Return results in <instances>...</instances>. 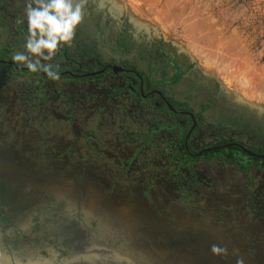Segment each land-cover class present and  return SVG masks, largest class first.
Segmentation results:
<instances>
[{"label":"flooded vegetation","instance_id":"flooded-vegetation-1","mask_svg":"<svg viewBox=\"0 0 264 264\" xmlns=\"http://www.w3.org/2000/svg\"><path fill=\"white\" fill-rule=\"evenodd\" d=\"M26 2L0 0V35L3 30L7 40L0 51V72L6 73L8 79L0 83V101L13 104L12 112L22 108L23 112L31 113L35 109L43 115L56 110L58 102L69 104L88 97L111 98L113 102L124 103L126 108L140 106L148 110L145 121L153 128L139 134L138 141L131 139L136 146L133 161L124 165L131 169L134 165L148 163L149 167L158 169L160 175L144 178L136 187H119L105 176L80 177L83 172L80 169L75 180L87 184L82 185L83 189L108 186L128 200L138 202L139 189L144 187L168 200H179L190 195L196 186L207 184L202 175L220 168L241 171L250 177L244 188L245 207L257 221L264 220V117L253 113L250 107L230 103L223 86L198 70L173 43L151 35L138 37L125 23L112 27L101 14L88 9L84 10L72 44L58 49L51 62L60 74L57 81L73 88V94L70 97L53 92L52 103H48L50 96L41 92L42 87L36 84L39 81L42 86L52 81H45L47 76L43 72L35 77L18 78L7 69L28 71L12 60L15 52L22 51L21 45L27 38ZM30 120L26 118L25 122ZM142 125H146L144 119ZM11 149L13 154H18L22 146L15 145ZM157 154L161 161L154 158ZM17 160L0 161V234H4L8 244H14L15 238L26 233L22 220L32 209L40 212V225L43 219L48 222L53 216L46 205L50 203V194L36 190L33 183L25 179L28 164ZM5 177L27 196L17 192L18 195L11 196L13 194L4 186V183L8 185ZM38 235L32 238H44ZM185 238L192 243L191 238ZM33 242L30 239V243ZM24 245V249L30 247ZM251 249L257 257L264 255L263 247Z\"/></svg>","mask_w":264,"mask_h":264},{"label":"rangeland","instance_id":"rangeland-1","mask_svg":"<svg viewBox=\"0 0 264 264\" xmlns=\"http://www.w3.org/2000/svg\"><path fill=\"white\" fill-rule=\"evenodd\" d=\"M85 9L101 14L112 27L125 23L138 37L173 43L223 86L230 103L264 117V0H87ZM5 182L11 196H27L11 179L5 177ZM78 183L81 196L86 183ZM93 189L94 210H69L50 194L46 205L53 216L48 222L38 224L36 208L27 211L23 237L8 244L0 234V264H192L186 255L192 243L185 236L141 222L136 213L126 214L123 210L131 206L135 211L138 202L118 191ZM36 234L44 238L34 240Z\"/></svg>","mask_w":264,"mask_h":264},{"label":"crops","instance_id":"crops-1","mask_svg":"<svg viewBox=\"0 0 264 264\" xmlns=\"http://www.w3.org/2000/svg\"><path fill=\"white\" fill-rule=\"evenodd\" d=\"M3 33L2 30L0 51L7 42ZM21 48L23 51L24 45ZM4 74L0 72L1 84L8 82ZM36 84L50 96L48 103H52L53 92L70 97L73 94V88L63 81L42 86L36 81ZM12 105L0 101V161L20 159L17 161L27 163L25 179L36 190L62 200L69 210L78 206L87 210L96 208L94 190L85 188L80 196V180H75L80 169H83L80 177L105 176L119 187H136L144 178L160 175L148 163L131 169L124 165L133 161L136 146L131 139L138 141L139 134L153 128L145 121L148 117L145 108L130 109L129 105L126 108L124 103L105 97H88L69 104L58 102L54 108L57 111L51 109L43 115L35 109L31 113L23 112L22 108V114L20 109L12 112ZM25 117L31 120L25 122ZM15 145L22 146L18 154L11 152ZM154 158L161 161L160 154ZM249 178L241 171L220 168L202 175L207 184L196 186L190 195L179 200H168L141 187L135 211L131 207L123 211L136 213L139 221L159 230L191 238L192 248L186 255L193 260L192 264H264V255L257 257L251 249L264 248V220L257 221L245 207L244 188ZM213 245L226 248V255L214 256Z\"/></svg>","mask_w":264,"mask_h":264},{"label":"clouds","instance_id":"clouds-1","mask_svg":"<svg viewBox=\"0 0 264 264\" xmlns=\"http://www.w3.org/2000/svg\"><path fill=\"white\" fill-rule=\"evenodd\" d=\"M86 5L87 0H27V38L23 51L13 54V62L30 73L43 72L48 79L59 80L60 74L51 62L58 49L72 44ZM211 252L221 256L227 249L213 245Z\"/></svg>","mask_w":264,"mask_h":264},{"label":"trees","instance_id":"trees-1","mask_svg":"<svg viewBox=\"0 0 264 264\" xmlns=\"http://www.w3.org/2000/svg\"><path fill=\"white\" fill-rule=\"evenodd\" d=\"M9 71H11V75H13L14 77H20V76H23V75H28V76H38V74L37 73H35V74H33V73H30L29 71H23V72H19V71H17V70H12L11 68H7ZM69 79V78H68ZM96 79V78H95ZM44 80L46 81V80H50V79H48V78H45L44 77Z\"/></svg>","mask_w":264,"mask_h":264},{"label":"bare ground","instance_id":"bare-ground-1","mask_svg":"<svg viewBox=\"0 0 264 264\" xmlns=\"http://www.w3.org/2000/svg\"><path fill=\"white\" fill-rule=\"evenodd\" d=\"M231 192H232V191H231ZM127 205H128V206H130V204H129V203H127ZM130 207H131V206H130ZM126 210H127V209H126Z\"/></svg>","mask_w":264,"mask_h":264},{"label":"water","instance_id":"water-1","mask_svg":"<svg viewBox=\"0 0 264 264\" xmlns=\"http://www.w3.org/2000/svg\"><path fill=\"white\" fill-rule=\"evenodd\" d=\"M24 70V69H23Z\"/></svg>","mask_w":264,"mask_h":264}]
</instances>
